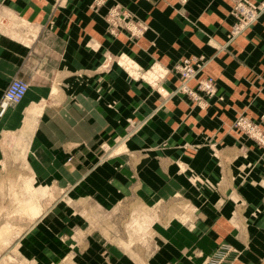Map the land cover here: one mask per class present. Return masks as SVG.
I'll use <instances>...</instances> for the list:
<instances>
[{"label":"crops","instance_id":"obj_1","mask_svg":"<svg viewBox=\"0 0 264 264\" xmlns=\"http://www.w3.org/2000/svg\"><path fill=\"white\" fill-rule=\"evenodd\" d=\"M102 1L0 0V96L14 77L28 83L0 116V251L33 264L135 263L104 224L132 199L150 222L145 263L202 264L227 245L230 264H264V151L232 128L264 111V11L229 39L230 0ZM115 3L148 26L141 37L108 32ZM125 55L168 68L203 55L216 96L203 110L166 95L172 75L160 94L104 66ZM129 119L145 122L124 139ZM175 197L196 205L192 221Z\"/></svg>","mask_w":264,"mask_h":264},{"label":"rangeland","instance_id":"obj_2","mask_svg":"<svg viewBox=\"0 0 264 264\" xmlns=\"http://www.w3.org/2000/svg\"><path fill=\"white\" fill-rule=\"evenodd\" d=\"M232 3L230 9V15L233 17L234 21L231 25V29L229 32V39H234L238 35H241L246 29L251 27L263 13H260L259 17L253 22L249 27H247L244 31H240L237 34L231 33L232 26L235 23V16L233 14L234 1L230 0ZM254 3L253 0H250ZM148 30V26L142 22V26L136 29V35L130 37H141L145 31ZM116 35V34H113ZM207 60L203 55H190L181 57L178 61H176L171 67H165L159 63H154L149 65L148 67L141 66L136 60L132 58H128L126 55L121 58H110L106 60L104 66L106 68L111 65H116L120 69H122L127 77L134 81H143L149 85H157L159 93H164L163 88H161L160 84L166 81L169 75H172L176 78V86L173 91L168 92L166 95H185L191 105L194 107H199L200 109H205L209 103H207V99L216 96L217 93V82L216 79L211 75H205L203 73L204 66L206 65ZM188 64L192 72L190 75H186L185 65ZM134 70L135 73H130V70ZM156 68V69H154ZM150 72L148 78H146L145 74ZM152 71V72H151ZM171 76V77H172ZM264 115V111L260 114L258 119H251L244 113L238 114L232 123V128L234 131L244 136L248 141H250L255 147L260 148L264 151V120L262 119ZM145 120H136L129 119L126 125V134L123 137L124 139H129L132 135L136 134L144 125ZM206 144L211 148L213 155H215L214 143L212 141L206 140L202 143ZM194 148H197L199 145H191ZM196 177L195 173H191V181H194ZM52 190V189H51ZM47 188L46 197L47 203L54 197L53 192ZM45 196V195H44ZM186 202V201H185ZM174 212L182 213L183 218L187 217L191 220L192 216L195 215L197 209L196 205L192 203H183L181 199L178 197L173 198ZM139 207L135 203L134 200L129 199L122 202L117 208L108 212L105 215L104 224L108 226V239L113 243H119L121 248L124 251V255H127L134 259L135 263H125V264H149L145 263V258L150 253L148 250L150 235L148 226L150 224L147 217L143 218L142 221L139 220ZM39 212V211H38ZM38 215V214H37ZM217 251V250H216ZM215 251V252H216ZM214 252V253H215ZM206 257V259L202 262V264H212L214 261L212 260L213 256ZM72 260L67 258L61 263H46V264H118V263H72ZM0 264H33L25 261L21 258L18 253L13 250L9 252H1L0 251ZM121 264V263H120Z\"/></svg>","mask_w":264,"mask_h":264},{"label":"built area","instance_id":"obj_3","mask_svg":"<svg viewBox=\"0 0 264 264\" xmlns=\"http://www.w3.org/2000/svg\"><path fill=\"white\" fill-rule=\"evenodd\" d=\"M233 14L235 16V23L232 26L231 33L237 34L244 31L259 17L264 10V0L260 3H254L250 0H233ZM95 4H101L102 0H94ZM105 19L107 22V30L110 34H119L121 30L129 32L130 36L136 35V29L142 26V21L136 19L131 11L126 9L123 5L118 3L113 4L106 12ZM186 75L192 72L191 67L186 64L183 69ZM28 89V83L19 77L12 78L3 94L0 96V116H2L11 104L19 103L25 96ZM264 120V115L262 117ZM233 252L230 246H222L214 253L212 264H230L231 259L229 253Z\"/></svg>","mask_w":264,"mask_h":264},{"label":"bare ground","instance_id":"obj_4","mask_svg":"<svg viewBox=\"0 0 264 264\" xmlns=\"http://www.w3.org/2000/svg\"><path fill=\"white\" fill-rule=\"evenodd\" d=\"M154 69H156V68H154ZM131 72H132V73H135L134 70H132V68H131ZM151 72H152V71H151ZM149 75H150V72L148 71V72L145 74L146 78H148ZM5 111H6V110H5ZM40 191H42V192H43V191H46V188H41Z\"/></svg>","mask_w":264,"mask_h":264}]
</instances>
